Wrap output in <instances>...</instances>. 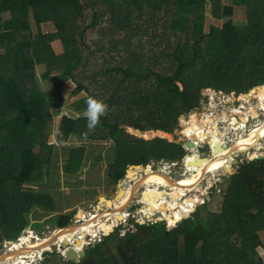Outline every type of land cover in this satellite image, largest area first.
I'll return each instance as SVG.
<instances>
[{
	"label": "trees",
	"instance_id": "1",
	"mask_svg": "<svg viewBox=\"0 0 264 264\" xmlns=\"http://www.w3.org/2000/svg\"><path fill=\"white\" fill-rule=\"evenodd\" d=\"M230 1L0 0V14L7 13L0 16V248L3 241L20 237L30 206L54 207V197L39 187L49 175L45 167L55 144L48 133L54 112L62 109L65 83L76 84L74 94L87 93L72 104L74 109H86V98L93 96L109 110L92 132L83 114H63L57 141L64 143L72 135L113 141L120 162H111L108 174L115 181L129 164L174 159L185 150L165 137L134 135L126 126L142 135L170 136L178 117L200 105L202 88L235 90L241 97L264 84V0ZM234 6L246 8V23L235 25L229 19L205 31L208 8L221 19ZM177 32L182 38L172 39ZM37 65L46 68L42 80L35 74ZM52 71L57 74L43 89ZM259 90L261 95L264 87ZM148 130L153 131L144 132ZM81 158L73 154L66 170L81 166ZM249 161L229 175L222 205L207 212L208 223L200 219V205L170 230L161 221L138 224L140 234L127 230L119 236L115 230L103 246H90L80 261L69 263L264 264L256 249L263 246L264 158ZM138 170H131L128 179ZM69 220L70 213L59 215L58 227ZM238 231L246 241L240 245L232 241ZM137 239L144 244L135 247Z\"/></svg>",
	"mask_w": 264,
	"mask_h": 264
},
{
	"label": "rangeland",
	"instance_id": "2",
	"mask_svg": "<svg viewBox=\"0 0 264 264\" xmlns=\"http://www.w3.org/2000/svg\"><path fill=\"white\" fill-rule=\"evenodd\" d=\"M225 1H227V4L231 3L230 0ZM0 16L1 18H5L7 17V13H2L0 14ZM229 19L231 20L232 24L235 25L246 23V8L243 6H234L232 14L224 16L221 19L215 18L208 8L204 22L205 31H209L211 25L222 27L224 23ZM147 20L148 19H146V21ZM145 22H142V24L147 25V23ZM182 34L183 33L177 32L172 39L176 40L178 37L180 39L182 38ZM144 42L149 47V40H144ZM52 46L55 52L58 53L60 50L58 42L53 41ZM98 56L102 61L100 55ZM101 61H97V63H101ZM97 63L93 64V68H98ZM90 67L91 66H89V69ZM45 70L46 68L44 65L36 66L35 74L39 80H42L41 74ZM56 74V71H52L51 73H49V79L45 82H42L43 89L49 86V82L53 77L56 76ZM256 86L257 85H255L247 92H241L243 93L241 97L237 96L236 92L238 91L235 90L227 91L220 89L221 92L219 91V89L202 90L200 105L194 110L180 115L178 117L174 131L170 133L171 136H163L169 141L173 140L184 144L188 139L187 136L191 138L193 135L192 132L200 129V124L203 125L206 128V131H204L205 133L199 132L200 134L195 136L192 141L195 143L203 141L200 142V146L203 147L202 156H207V158L202 157L201 159V161L204 163H201V161H199V163L198 161H195V158L199 157V154H197L198 150L194 148L196 149L194 151L196 154L192 156L188 163H185L186 165L184 163L181 164V162H172V164H170L164 162L163 159H151L148 162L150 165H144L140 167L138 171L132 172L129 180L127 178L128 175H124L117 181H112L108 178L110 169L109 165L111 164V162H120V158L114 154L113 141H96L90 139L85 140L74 135L70 136L69 139L64 143H61L56 139L57 129L59 127V123L63 114L77 117L79 115H82L85 111V109H74L72 104L74 102H77L78 100H82L81 98L86 96L87 93L81 92L78 94H74L72 91L76 87V84L70 81L65 83L61 88V93L65 98L62 109L59 113L54 112V119L49 131L50 133H48V136H50V142L55 144V149L54 153L52 154L51 161L45 167V170L49 167V175L42 185L39 184V189L52 194V196L55 198L56 207H54V209H45L43 207L30 206L29 212L26 213L27 216H29V218L31 219L30 226L25 229L24 233L22 232V235L17 239V241H3L2 247L0 248V264H70L64 259V256L60 252H50V254H47L44 257L41 256V251L43 250V248H46L51 243L55 242L56 237L55 239H52L50 243H46L43 246L35 248V251L30 250V253L28 251H23L22 248L27 245L32 246L36 244L37 240L43 235L45 236V238L52 237L53 235L51 234H53L52 232L55 230L53 226L58 225L59 215L68 212L71 213L72 217V215L78 212L79 209L82 210V213H86L82 214L81 218L83 219L81 220H88V217L92 218L93 216H96V218H94V220L92 221L94 223L93 227L89 230L92 231H87L86 233L77 237L75 236V238L73 237L70 239V242L65 243L66 245L62 244L59 247L63 246V248H65L68 245L73 244L77 248L80 245L83 246L82 249L86 251V249L90 246H95L97 244H101L103 246L105 236L110 234L111 230L112 232L118 230L120 233L119 236H123L126 234L127 230H131L132 232L134 231L140 234L141 232L137 230L138 224H148L150 222L161 221L165 222L166 226L168 227V222H172L173 218L175 221H177V217L174 215L175 213L173 211H176V213H179L181 210L184 211L185 207L191 205V203L186 204L185 201L194 200L196 203L197 198L199 199L198 202L201 203L197 202L196 206L194 207L195 209L190 211L185 210V213H180L177 216H182L181 219H184L186 216L192 215L196 211L197 206L201 205L200 219L201 221L208 223L209 221L207 212L217 211L222 205V193L225 188V184L229 179V170L233 173L237 172L239 164L245 162L244 160H249L250 155L254 156L253 160H256L257 158H255L254 153H264V135L261 136L258 141L253 142V140H251L248 149H244L243 151L235 152L234 154H232L231 158H229V161L224 164V167L218 170L215 174H211L212 172L208 171L207 173H205V177L203 176L204 178H201V176V179H197L194 177L195 175H197L194 172L198 171L202 166L200 171L198 172L199 174L204 168L211 165L215 160L228 155L233 150V148L241 146V137L247 135L248 130L264 123V90L261 95H258L257 92L262 88H258ZM261 86H264V84H262ZM251 107H255L257 113L259 112L258 114H256V117H253V115L249 112V108ZM195 112H200L198 121L191 120L192 115ZM232 112H234V114H232ZM210 114L212 119L210 117ZM137 115L138 112H135L133 114L134 119L137 118ZM210 119L211 122H209ZM202 121L209 123L206 124ZM223 128H225L226 131L222 130ZM128 129L132 134L142 136L141 134L133 131V128L128 127ZM149 131L151 130H148L147 132ZM207 133H209L207 138L199 139L200 136H202L203 134L206 135ZM167 134L169 135V133ZM211 136L219 138V148H221V150H218L219 148L217 149V156L213 152V147L215 146L217 140H215L213 137L212 138L214 140L211 139ZM143 137L152 140L157 136L144 134ZM228 137L231 140H229ZM195 145L197 146V144ZM80 148H85V152H79ZM34 151L36 153H39L40 146H36ZM185 153L186 151L184 150L183 153L178 155L177 158L182 157ZM73 154H78L82 157L81 166H74V168L77 169L66 171L69 161L73 159ZM65 171L70 174V178L67 176ZM168 174L170 177H173V179L176 180L173 181L167 176ZM147 177H158L162 181L168 180L167 182H170L169 180H172L171 182L174 183H181L184 180L189 181L181 183L176 187L172 186L164 188L167 189L166 191L152 188L154 187V185H152L151 187L150 185L139 186V188L135 190L134 194H132L128 199V203L124 206L122 218H118L114 223L116 225L113 224L109 229V232H105L106 230H108V226L112 224L110 222H106L105 219L107 218L109 220H113L115 218H113L112 216L103 218V214L107 213L108 211H102L99 205L101 203L102 207L104 208H108V205H106L105 202H100V197L102 196L108 199L113 198L117 190L118 182L123 179V182L128 186V191L136 183L146 179ZM130 179H133L134 181ZM136 192H141V196L138 199L135 197ZM133 197L135 198L132 200ZM148 199L151 200L150 205L147 204ZM70 204L73 205L72 208ZM119 204H121V202H119L118 205ZM165 210H170L171 214H168V211L166 212ZM157 211H159V213ZM109 213L105 215H108ZM130 213H135V217H128ZM145 214L147 217L151 218H147ZM150 214H152L153 216H151ZM184 214L188 215L184 216ZM166 216H169L170 218H162ZM74 218L75 214L71 219L72 222L71 220L69 221V223L71 222L70 225L75 224ZM140 219L142 220V222L140 221ZM81 223L83 224V222L80 221L79 225H82ZM76 227L77 226H75V228ZM58 236H60V234ZM76 238H80L79 244H75ZM92 238L93 240L89 241L92 243H87L88 240L86 239ZM261 238L263 240V246H258L256 249L260 253V256L262 257L264 263V233H261ZM232 241H237L238 245L242 244V241H245L242 238V232H236L232 237ZM143 244L144 241L141 239H137L134 242L135 247L141 246ZM17 248L19 249V251L15 250L16 252L13 253V256H15L14 258H11L9 260L5 258L6 253H10L12 252V250Z\"/></svg>",
	"mask_w": 264,
	"mask_h": 264
},
{
	"label": "bare ground",
	"instance_id": "3",
	"mask_svg": "<svg viewBox=\"0 0 264 264\" xmlns=\"http://www.w3.org/2000/svg\"><path fill=\"white\" fill-rule=\"evenodd\" d=\"M264 87V86H263ZM211 90V89H210ZM226 100V99H225ZM249 112L253 115V117H256V114H258L257 113V110H256V108L255 107H251V108H249ZM254 112V113H253ZM199 113L200 112H195L193 115H192V118H191V120H193V121H198V117H199ZM232 114H234V112H232ZM210 117H211V114H210ZM211 119H212V117H211ZM211 119L209 120V122H211ZM202 122H204V123H206V124H208L209 122H205V121H202ZM201 122V123H202ZM200 126V129H198L197 131H195V132H192L193 133V135H192V140L195 138V136H197V135H199L200 133L199 132H204V131H206V128L203 126V125H199ZM222 130H224V131H226V129L225 128H223ZM138 131V130H137ZM139 132H141V131H139ZM165 132V131H164ZM167 133V132H166ZM192 133H189V134H192ZM205 133V132H204ZM245 133V132H244ZM141 135H142V133H140ZM208 135H209V133H207L206 135L205 134H203L202 136H200L199 137V139H205V138H207L208 137ZM264 135V123L263 124H259V125H257L256 127H254V128H252V129H250V130H248L247 131V135H244L243 137H241V141H242V143L240 144L241 146H238L237 148H233V150L228 154V155H226V156H223V157H221L220 159H218V160H215L211 165H209L208 167H206V168H204L199 174H198V172L200 171V169H201V167L199 168V170L198 171H196V172H194L195 174H197V175H195L194 173V177L195 178H200L201 176V178H204L205 176V173H207L208 171H210V172H212L211 174H215L218 170H220L221 168H223L224 167V164L227 162V161H229V158H231V155L232 154H234L235 152H239V151H243L244 149H248V146L250 145V141L251 140H253V142H255V141H258L259 139H260V137L261 136H263ZM157 137L158 136H160V135H156ZM171 136V135H170ZM163 137V136H162ZM213 136H211V139H215V140H217V142L215 143V146L213 147V152L216 154V156H217V154H218V152H217V149L219 148V138H215V137H213ZM213 139V140H214ZM228 139H229V137H228ZM240 139V138H239ZM229 140H231V139H229ZM245 142H246V144H245ZM189 149V155H187V157L185 158V163H188V161H190V159L192 158V156L194 155V154H196L194 151L197 149L198 150V145H197V147H196V149H194V148H188ZM218 150H221V148H219ZM198 154V153H197ZM254 155H256V153H254ZM253 157L254 156H252V155H250L249 156V159H253ZM226 159V160H225ZM201 163H204V162H202L201 161ZM208 163V162H207ZM132 167H135V168H132ZM140 167H142L141 165L140 166H131L129 169H128V173L131 171V170H133V169H137V168H140ZM157 170V169H156ZM161 172V171H160ZM128 173H127V175H128ZM146 173V172H145ZM144 173V174H145ZM162 174H166V173H162ZM169 178H171L173 181L174 180H176V179H173L172 177H170L169 176V174L167 175ZM204 176V177H203ZM189 177V176H188ZM200 178V179H201ZM129 180V179H128ZM130 180H132V181H134L133 179H130ZM172 180H169L170 182H167V181H162V180H160V178H154V177H147L146 179H144V180H141L140 182H138V183H136L133 187H131L128 191H126V193L124 194V196H123V199H122V202H121V204H119L116 208H114V207H112V201H110V200H107L105 197H102L101 199H100V202H101V200L102 199H104V202H105V204L106 205H108V208H104V207H102V204L100 203V205H99V207L102 209V211H108L107 213H109L108 215H105V214H107V213H104L103 214V218L104 217H106V216H112L113 218H115V219H113L114 220V222H113V220L112 219H110L109 221H107L106 220V222H110V223H112L110 226H108V230H106L105 232H109V229L112 227V225L117 221V219L119 218H122V216H123V210H124V206L128 203V199L130 198V196L132 195V194H134V192H135V190L137 189V188H139V186H144V185H150V187L152 186V185H154V187H152V188H157V189H161V190H164V191H166L167 189H164V188H167V187H176V186H179L181 183H185L186 181H189V180H184V181H182L181 183L179 182V183H174V182H171ZM195 181V180H194ZM195 187V186H194ZM171 190V189H170ZM170 192V191H169ZM140 196H141V192L139 193V192H136V195H135V197L136 198H140ZM194 196V195H193ZM192 196V197H193ZM135 197H133L132 198V200L135 198ZM183 199H184V197H183ZM197 201H196V203H195V201L194 200H186L185 202H186V204H188V203H191V205H188V207H189V211L190 210H193L194 209V207L196 206V204H197V202H198V198L196 199ZM150 203H151V200H149L148 199V205H150ZM199 203V202H198ZM147 205V204H146ZM145 207V206H144ZM188 207H185V209H184V211L185 210H188ZM148 208V207H147ZM142 209V208H141ZM141 209H139V210H141ZM138 210V211H139ZM166 212L168 211V214H171V211L170 210H165ZM172 211H173V209H172ZM173 212H175V211H173ZM185 213V212H184ZM82 210L81 209H79V211L78 212H76L75 213V218H74V222H75V224H73V225H70V226H67V227H65L66 229H55L52 233L53 234H51V235H53L52 237H46V238H39L38 240H37V243L36 244H34V245H32V246H30V245H27V246H23L24 248H22L23 249V251H30V250H34L35 251V248H37V247H39V246H43L44 244H46V243H50V241L52 240V239H55V237H56V240H55V243L57 244V245H62V244H65V243H68V242H70V239L71 238H75V236L77 237V236H79V235H82V234H84V233H86L87 231H89L90 230V228H92L93 227V220H94V218H96V216H93L92 218L91 217H88L87 219L88 220H81V219H83V218H81L82 217ZM138 214H139V212H138ZM105 215V216H104ZM151 216H153L152 214H150ZM177 218V221L179 220V219H181L182 218V216H177L176 214H174ZM186 215H188V214H184V216H186ZM145 216H146V214H145ZM174 216V217H175ZM183 216V217H184ZM128 217H132V215H131V213L129 214V216ZM147 217V216H146ZM147 218H151V217H147ZM162 218H165V219H167V218H170L169 216L167 217H162ZM173 220H174V218H173ZM80 221H82L83 222V224L82 225H79L80 224ZM86 221H88V222H86ZM140 221L142 222V220L140 219ZM175 221V220H174ZM121 222V221H120ZM144 222V221H143ZM79 225V226H78ZM114 225H116V224H114ZM75 226H77L76 228H75ZM71 227V228H70ZM92 231V230H91ZM91 231H89V232H91ZM88 232V233H89ZM60 234V236H58ZM91 234V233H90ZM51 235H49V236H51ZM58 236V237H57ZM79 240L80 238H76V240ZM93 239V238H92ZM86 240H91V239H86ZM85 240V241H86ZM54 243V242H53ZM52 243V244H53ZM52 244H50L49 246H47L46 248H43V249H51L52 248ZM75 244H76V242H75ZM66 245V244H65ZM21 248V247H20ZM40 249V248H39ZM15 250H18L19 251V249L17 248V249H14V250H12V252H10V253H6V255H5V258H7L8 260L9 259H11V258H14L15 256H13L14 254V252H16ZM61 252V254L63 255V252L62 251H60ZM30 253V252H29ZM40 254V253H39ZM19 255V254H18Z\"/></svg>",
	"mask_w": 264,
	"mask_h": 264
},
{
	"label": "water",
	"instance_id": "4",
	"mask_svg": "<svg viewBox=\"0 0 264 264\" xmlns=\"http://www.w3.org/2000/svg\"><path fill=\"white\" fill-rule=\"evenodd\" d=\"M256 87L263 88V86H261V85H257ZM206 89H207L206 87L205 88H202V90H206ZM210 89H212V88H210ZM128 127L129 126H126V129L128 131H130L128 129ZM129 128H131V127H129ZM155 130H159V129H155ZM170 142H173V140H171ZM177 143L182 144L181 142H177ZM186 146L187 147H190V148H196L197 147L192 140H187L186 141ZM198 150L200 152H202L203 151V147L202 146H198ZM187 155H189L188 152L182 158L169 159L168 157H165V158H163V161L164 162H167V163H170V164L172 162H176V163L183 162V163H185V161H186L185 158L187 157ZM202 157L207 158V156H199V157H196L195 158V161H198V163H199V161H201ZM255 158H257V159H263L264 158V153H258V154H256L255 155ZM252 161H254V160H252ZM252 161H249V162H252ZM140 165L141 166H144V165L147 166V165H150V164L148 162L147 163H143V164H136V165L135 164H130L129 165V168L131 166H140ZM181 167H182V165H181ZM229 172L230 173H228V174H232L233 173L230 170H229ZM126 191H127V188L125 187V185L123 184V182H119L118 185H117V190H116V192L114 194V197L111 198V199H108V198H106V199L112 201V206H116L122 200V198H123L124 194L126 193ZM101 198H102V196L100 197V199ZM178 221H180V219ZM177 222H175L174 224L168 223V230L174 228V226H176ZM63 228L66 229L65 227H63ZM63 228H61V229H63ZM41 238H45V236L43 235ZM76 243L79 244V240H76ZM91 243L92 242H89V244H91ZM51 246H52L51 249H43L41 251V256L42 257L46 256L47 254H50V252H60V249L63 248V246L59 247V245H57L55 242ZM84 254H85V251L83 249L77 250V248L73 244H70V245H68L64 249L63 256H64V259L66 261H68V262H71V261L72 262H78V261L81 260V258L84 256Z\"/></svg>",
	"mask_w": 264,
	"mask_h": 264
},
{
	"label": "clouds",
	"instance_id": "5",
	"mask_svg": "<svg viewBox=\"0 0 264 264\" xmlns=\"http://www.w3.org/2000/svg\"><path fill=\"white\" fill-rule=\"evenodd\" d=\"M207 88V87H206ZM207 89H210V88H207ZM213 89V88H212ZM202 92V91H201ZM85 104H86V109L83 113V116L84 118L87 120V124H86V128L88 130V132H92L95 130V128L97 127V125L100 123V119L101 117L103 116H106L107 115V112L109 110V105L103 100V99H100L98 97H93V96H88L85 100ZM140 131V130H138ZM152 131V130H151ZM142 132V131H141ZM144 132H147V131H144ZM83 136H87V133H82ZM140 137H143L140 136ZM187 140H190V139H187ZM186 140V141H187ZM186 141L184 144H181L183 146V148L185 149L186 153L188 152L189 154V150L187 151V149L185 148V145H186ZM173 142H176V141H173ZM198 154L199 156H202V152H200L198 150ZM185 153V154H186ZM184 154V155H185ZM209 157V156H208ZM182 158V157H180ZM254 158V157H253ZM249 161V160H248ZM247 160L245 162H248ZM181 164H183V162H181ZM130 165V164H129ZM129 165L127 166V170H126V174L128 173V169H129ZM210 172V171H209ZM128 178V177H127ZM173 178V177H172ZM124 180V179H123ZM123 180L119 181V182H123ZM118 182V183H119ZM123 184L125 185V187L127 188L128 186L123 182ZM118 185V184H117ZM138 199V198H137ZM132 201V200H131ZM122 202V200L120 201ZM118 206V204L116 206H114V208H116ZM159 213V211H157ZM156 212V213H157ZM132 217H135V213H131ZM106 217H110V216H106ZM107 221H109V219H105ZM182 220V219H181ZM178 223V222H177ZM146 224V223H144ZM70 223L68 222L66 226L64 227H67L69 226ZM177 225V224H176ZM175 227V226H174ZM63 227H60L59 229H61ZM112 232V230H111Z\"/></svg>",
	"mask_w": 264,
	"mask_h": 264
},
{
	"label": "crops",
	"instance_id": "6",
	"mask_svg": "<svg viewBox=\"0 0 264 264\" xmlns=\"http://www.w3.org/2000/svg\"><path fill=\"white\" fill-rule=\"evenodd\" d=\"M185 119H186V118H185ZM85 140H86V139H85ZM96 141H97V140H96ZM188 148H189V147H188ZM34 149H35V148H34ZM113 150H114V148H113ZM188 150H189V149H188ZM114 154L116 155L115 151H114ZM66 171H67V170H66ZM66 171H65V173L67 174ZM65 173H64V174H65ZM67 176H68L69 178L71 177V176H69V175H67ZM108 178H109L110 180H112V179L109 177V175H108ZM112 181H113V180H112ZM51 195H52V194H51ZM53 200H54V207H56V206H55V205H56L55 198H53ZM68 202H69V201H68ZM70 206H71V208H72L73 205L70 204ZM37 207H40V206H37ZM54 207H53V208H49V209H54ZM45 209H47V208H45ZM67 213H68V212H67ZM74 214H75V213H74ZM74 214H73V215H74ZM73 215H72V217H71V213H70V217H71V219L73 218ZM26 216H27V214H26ZM27 217H28V219H29L27 227H29L30 224H31V219L29 218V216H27ZM71 219H70V220H71ZM70 220H69V221H70ZM33 221H37V220H33ZM71 221H72V220H71ZM27 227H25V228L23 229V231H22L23 233H24V231H25V229H26ZM53 228H54V229H56V228L59 229L58 225H54ZM21 235H22V233H21ZM21 235H20V236H21ZM8 241H9V240H8ZM15 241H17V240H15ZM9 242H14V241H9Z\"/></svg>",
	"mask_w": 264,
	"mask_h": 264
},
{
	"label": "built area",
	"instance_id": "7",
	"mask_svg": "<svg viewBox=\"0 0 264 264\" xmlns=\"http://www.w3.org/2000/svg\"><path fill=\"white\" fill-rule=\"evenodd\" d=\"M220 92H221V90H219ZM210 102H211V100H210ZM188 137V139H190V140H192V138H190L189 136H187ZM200 142H203V141H200ZM200 142H194L195 144H197L198 146H200ZM205 143V142H204ZM185 148L188 150V147L185 145ZM199 153V152H198ZM245 161V160H244ZM172 164V163H171ZM185 164V163H184ZM186 165V164H185Z\"/></svg>",
	"mask_w": 264,
	"mask_h": 264
},
{
	"label": "flooded vegetation",
	"instance_id": "8",
	"mask_svg": "<svg viewBox=\"0 0 264 264\" xmlns=\"http://www.w3.org/2000/svg\"><path fill=\"white\" fill-rule=\"evenodd\" d=\"M230 149V148H229Z\"/></svg>",
	"mask_w": 264,
	"mask_h": 264
}]
</instances>
